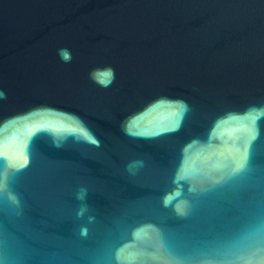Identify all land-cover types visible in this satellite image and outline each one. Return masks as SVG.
<instances>
[{
	"label": "water",
	"instance_id": "95a60500",
	"mask_svg": "<svg viewBox=\"0 0 264 264\" xmlns=\"http://www.w3.org/2000/svg\"><path fill=\"white\" fill-rule=\"evenodd\" d=\"M0 92V264H264V0H0Z\"/></svg>",
	"mask_w": 264,
	"mask_h": 264
},
{
	"label": "snow or ice",
	"instance_id": "6c2138e0",
	"mask_svg": "<svg viewBox=\"0 0 264 264\" xmlns=\"http://www.w3.org/2000/svg\"><path fill=\"white\" fill-rule=\"evenodd\" d=\"M105 76H108L109 74L108 73H105L104 74ZM181 109L183 106H180ZM219 126V125H217ZM195 143V142H193ZM192 145H189L186 149H185V153L187 154L189 149H191ZM0 156H2V154H0ZM6 158V157H5ZM189 174V171L187 169V167L185 165H181V168L178 170V173H177V179H184L187 177V175Z\"/></svg>",
	"mask_w": 264,
	"mask_h": 264
},
{
	"label": "clouds",
	"instance_id": "9594fccd",
	"mask_svg": "<svg viewBox=\"0 0 264 264\" xmlns=\"http://www.w3.org/2000/svg\"><path fill=\"white\" fill-rule=\"evenodd\" d=\"M59 54L61 56V59H63L64 61H68L71 59V55H70V52L68 51V49H60L59 50ZM3 96V93L0 92V97ZM253 111H256L255 109ZM259 114V113H257ZM255 120V117H253V121Z\"/></svg>",
	"mask_w": 264,
	"mask_h": 264
}]
</instances>
